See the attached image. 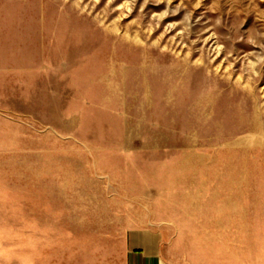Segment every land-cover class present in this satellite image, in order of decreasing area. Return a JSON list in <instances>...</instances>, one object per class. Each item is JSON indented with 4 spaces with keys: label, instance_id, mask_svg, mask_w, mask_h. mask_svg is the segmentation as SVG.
<instances>
[{
    "label": "rangeland",
    "instance_id": "rangeland-1",
    "mask_svg": "<svg viewBox=\"0 0 264 264\" xmlns=\"http://www.w3.org/2000/svg\"><path fill=\"white\" fill-rule=\"evenodd\" d=\"M264 264V0H0V264Z\"/></svg>",
    "mask_w": 264,
    "mask_h": 264
},
{
    "label": "crops",
    "instance_id": "crops-1",
    "mask_svg": "<svg viewBox=\"0 0 264 264\" xmlns=\"http://www.w3.org/2000/svg\"><path fill=\"white\" fill-rule=\"evenodd\" d=\"M162 236L155 228H134L126 234L127 264H166Z\"/></svg>",
    "mask_w": 264,
    "mask_h": 264
}]
</instances>
